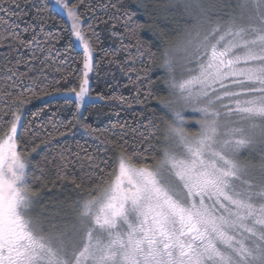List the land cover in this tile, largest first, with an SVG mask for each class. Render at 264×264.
I'll return each instance as SVG.
<instances>
[{
    "label": "snow or ice",
    "instance_id": "6c2138e0",
    "mask_svg": "<svg viewBox=\"0 0 264 264\" xmlns=\"http://www.w3.org/2000/svg\"><path fill=\"white\" fill-rule=\"evenodd\" d=\"M131 4L149 19L159 11L167 20L170 8H183L191 31L178 48L186 65H195L187 68L190 75L178 80L173 74L165 29L147 26L158 46L140 36L146 25L135 20L129 0H0V48H7L0 61V264H264V0ZM61 12L71 22L64 30L82 46L79 57L71 55L72 40L61 48L63 32L48 30ZM102 31L120 45L112 55L124 53L119 66L136 102L146 107L155 100L165 115L146 107V123L131 130L126 121L99 128L82 115L86 99H93L89 75L97 67ZM157 47L168 73L166 94L153 88L151 69L143 64ZM69 59L82 67L73 70ZM54 93L65 97V105L74 103L71 118L57 121L53 113L47 120L22 119L32 99ZM233 114L247 128L229 126ZM189 119L198 125L194 138L185 127ZM157 120L164 121V140L170 141L163 146L153 143L161 139ZM74 130L82 131L81 140L59 142ZM130 133L132 152L125 139ZM89 139L119 155H101ZM40 144L48 146L44 163L26 160ZM246 151L257 153L258 161L244 158ZM49 172L53 180H47ZM37 181L41 187L68 181L77 189L89 182L75 223L47 230L34 212Z\"/></svg>",
    "mask_w": 264,
    "mask_h": 264
},
{
    "label": "trees",
    "instance_id": "16d2710c",
    "mask_svg": "<svg viewBox=\"0 0 264 264\" xmlns=\"http://www.w3.org/2000/svg\"><path fill=\"white\" fill-rule=\"evenodd\" d=\"M130 6L134 12H136L135 20L141 24L146 25V27L139 33L140 36L146 40L153 42L155 45H159L160 41L157 39L156 36L153 35L152 30L147 27L148 25L157 24L162 27V24L157 20V12H153L152 16L153 19H149L147 15L141 9L136 8L135 4H131V0H129ZM151 2V0H150ZM156 3H167L168 0H155ZM23 7H28L29 5L23 4ZM71 23L68 18L65 16L64 13H60V16L57 17V20L50 23L48 25V30L51 32H63L64 39L61 41V48L63 45L67 44L69 40H72L75 47L73 48L71 55L72 56H80L82 54V50L79 48L78 42L75 41L74 37L69 36L68 31H65V28H70ZM99 51L97 52L98 60H97V67L91 73L89 78V88L90 93L89 95L93 97L92 100L86 99V106L85 108L81 109V113L83 116L87 117L88 122H90L93 126L99 128H109L110 125L114 122H127L126 127L131 130L134 128H139L141 121L146 123L145 117L151 115L150 112L146 110L147 108L155 107L157 109V115H165L164 111L160 109L159 105L156 104L155 100L151 102H146L145 105H141L140 103L136 102V93L133 90L129 79L128 74L123 73L120 69L119 62L123 61L124 53L118 52L116 55H112V53L120 47L119 43L110 38L107 31H102V43L98 46ZM7 48H0V61L3 60V56ZM23 51V50H21ZM133 53L136 52V49L133 47L131 49ZM154 51L157 52V55L153 58L150 62L147 57L143 58V64L146 65L151 69V76L152 79L155 80V84L153 88L167 93V88L163 83V80H166V74L162 70V63H163V55L161 48H154ZM10 60L14 62L15 54L13 53L10 57ZM115 61V62H114ZM67 66H70L73 70H77L82 67L81 61L78 59L76 62H73L71 59L67 61ZM137 68L141 66L140 61L138 60L135 65ZM24 71L23 66L20 69ZM49 73L51 75H59V73L55 72L54 68L49 69ZM4 74V73H0ZM79 75L78 71H74L71 81L72 83L77 86L79 84V80H77V76ZM135 76V73L132 74ZM162 77L163 79H157V77ZM62 89L65 87L64 85L61 86ZM98 96H103L105 99L98 100L95 99ZM124 97L125 103L120 104L117 101L112 100V97ZM65 97H63L59 93H54L52 96H47L43 98H34L32 99L31 103L26 104L22 108V119L23 120H47L49 116L53 113H56L55 119L60 121L61 119L71 118L72 113L75 111L74 103L65 105L63 103ZM142 98V97H141ZM131 103L132 107H127V104ZM43 108L45 111L43 114L38 115L36 117L33 116L34 113H39L40 109ZM137 113H143V116L137 115ZM156 123L159 124V130L157 135L161 137L160 140H154L153 143L157 145L163 146V129H164V121L157 120ZM143 131V129H140ZM114 132H120L121 129H113ZM74 135L63 137L59 139V142L62 143L63 141H68L72 144L76 140H81L83 137V133L80 130H74ZM129 141V144L126 146L129 152L133 151V137L130 133L125 137ZM39 143V142H37ZM53 144L57 143V141H53ZM88 144L93 148L99 146L101 149V155H111V156H118L119 153L116 152H103V145H100L98 140L89 139ZM139 150H143V146H139ZM48 153V146L40 144L37 147L35 152L29 151L25 155L26 160L32 161V163H41L43 164V157L45 154ZM159 155V151L157 152ZM245 157V156H243ZM135 163V160H132ZM153 166L155 162H152ZM139 166V165H138ZM37 175H39V170H34ZM77 177H79V172L76 173ZM47 180H53L54 176L51 172L46 173ZM88 183H85V186L81 189L75 188V186L68 182V181H56L55 185L51 183H47V186L41 187L40 182L34 183V188L38 190L40 198L46 200V202L52 203H61L63 206H67L68 204H77V201L82 199L83 197H87L89 195L88 190ZM109 182L106 181L100 188L97 189V193L101 191L105 186H107ZM79 207V206H78Z\"/></svg>",
    "mask_w": 264,
    "mask_h": 264
},
{
    "label": "rangeland",
    "instance_id": "374dc122",
    "mask_svg": "<svg viewBox=\"0 0 264 264\" xmlns=\"http://www.w3.org/2000/svg\"><path fill=\"white\" fill-rule=\"evenodd\" d=\"M233 3H235V0H233ZM66 16V14H65ZM67 17V16H66ZM181 17H185V19H181ZM186 16L184 13V10L182 7L177 5V7L170 8L168 12V19H164V14L162 12L157 13V20L162 24V28L165 29V34L168 39V44L165 46L169 48L170 55L174 58V75L176 79L185 78L190 73L187 71L188 67H195V65H186L183 56L184 53L179 50L178 45L181 41H184L188 38V31H191V21H188V23H185ZM70 21V20H69ZM177 21L179 24H177ZM71 23V22H70ZM79 44V43H78ZM79 48L82 50V46L79 44ZM163 72L166 74V78H168L167 71L161 67ZM91 76V73H90ZM89 76V78H90ZM186 116H198L199 114H192L191 112H186ZM230 125L231 127H245L247 128V121L241 120L240 116L237 114H233L230 118ZM166 125L164 123V129ZM186 129L189 132L190 138H194L196 135V132L198 130V125L195 123L194 120L189 119V122L185 125ZM164 129H163V145L165 143H170V141L164 140ZM242 156H245L244 158L250 159L253 162H257L259 159V156L257 153H249L244 152L242 153ZM108 186V184H107ZM105 186L104 188H106ZM104 188L99 191L97 195L103 192ZM39 203L36 205L34 212L36 214H39L42 219H44L45 225L47 230L49 231H55L57 229L63 228L65 224H68L69 226L72 223L76 222L77 212H78V206L76 204H68L67 206H63L61 203H48L46 200L38 197ZM55 223L56 229H52L51 225Z\"/></svg>",
    "mask_w": 264,
    "mask_h": 264
}]
</instances>
